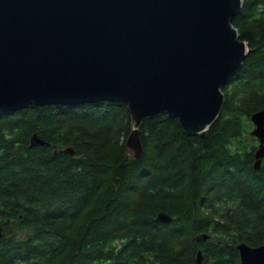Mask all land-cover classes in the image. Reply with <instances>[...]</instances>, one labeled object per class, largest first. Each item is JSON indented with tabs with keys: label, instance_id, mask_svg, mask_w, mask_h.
Instances as JSON below:
<instances>
[{
	"label": "trees",
	"instance_id": "16d2710c",
	"mask_svg": "<svg viewBox=\"0 0 264 264\" xmlns=\"http://www.w3.org/2000/svg\"><path fill=\"white\" fill-rule=\"evenodd\" d=\"M231 24L248 54L203 135L165 114L144 120L131 161L124 103L0 112V264H195L210 224L263 238L264 159L254 171L250 116L264 111V0H242ZM33 135L47 146L31 147ZM224 212L234 220L216 222Z\"/></svg>",
	"mask_w": 264,
	"mask_h": 264
},
{
	"label": "water",
	"instance_id": "95a60500",
	"mask_svg": "<svg viewBox=\"0 0 264 264\" xmlns=\"http://www.w3.org/2000/svg\"><path fill=\"white\" fill-rule=\"evenodd\" d=\"M241 8L242 0H0V112L124 103L131 161L143 153L144 120L165 114L186 134L203 135L248 54L231 24ZM250 121L257 171L264 111ZM30 146L47 144L33 135ZM157 220L171 218L160 213ZM237 249L242 264H264V246Z\"/></svg>",
	"mask_w": 264,
	"mask_h": 264
},
{
	"label": "flooded vegetation",
	"instance_id": "af4514ba",
	"mask_svg": "<svg viewBox=\"0 0 264 264\" xmlns=\"http://www.w3.org/2000/svg\"><path fill=\"white\" fill-rule=\"evenodd\" d=\"M257 141V140H256ZM258 144V142H257ZM227 204L226 202H222V205ZM230 205V204H227ZM231 215L234 216L232 212H224L217 216L216 222H223L222 220H229ZM239 215H237L238 217ZM246 215L242 214V217ZM249 218L258 219L260 215L258 214H248ZM234 220V219H230ZM232 227L223 226L221 232H219L215 226L211 227L213 224H210L209 230L202 234V236L196 238V242L201 243L200 248H196V256L194 258L195 264H204V254L202 252L203 243L206 244L207 247V261L205 264H242V259L239 250L237 247L241 244L246 245L250 249H257L259 247L264 246V236L255 238V241H252V237L256 234V230L253 229H242L237 228L236 223L232 222ZM241 226L244 227L243 221L241 222ZM258 233V232H257ZM257 237V236H256ZM2 237H0L1 239ZM33 248L36 249V245H33ZM220 252V254H218ZM198 254L200 257V263H198ZM219 257L221 259L219 260ZM151 264H161L159 261H152Z\"/></svg>",
	"mask_w": 264,
	"mask_h": 264
},
{
	"label": "rangeland",
	"instance_id": "374dc122",
	"mask_svg": "<svg viewBox=\"0 0 264 264\" xmlns=\"http://www.w3.org/2000/svg\"><path fill=\"white\" fill-rule=\"evenodd\" d=\"M170 119V118H169ZM246 123H248L247 121H246ZM253 129V128H252ZM252 129L250 130V131H252ZM245 138L248 140V141H250L251 139H252V137H251V139L249 138V137H247V136H245ZM251 142V144H253L254 143V141H250ZM257 146H258V144H256L255 143V147L257 148ZM130 182H132V181H130Z\"/></svg>",
	"mask_w": 264,
	"mask_h": 264
}]
</instances>
